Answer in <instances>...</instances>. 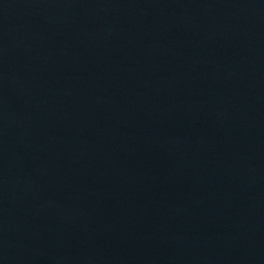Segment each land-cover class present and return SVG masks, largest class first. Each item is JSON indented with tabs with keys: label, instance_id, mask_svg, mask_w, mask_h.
Listing matches in <instances>:
<instances>
[{
	"label": "water",
	"instance_id": "obj_1",
	"mask_svg": "<svg viewBox=\"0 0 264 264\" xmlns=\"http://www.w3.org/2000/svg\"><path fill=\"white\" fill-rule=\"evenodd\" d=\"M0 264H264V0H0Z\"/></svg>",
	"mask_w": 264,
	"mask_h": 264
}]
</instances>
